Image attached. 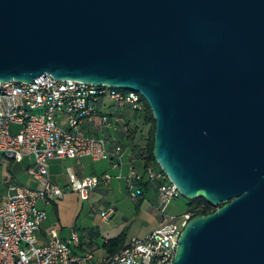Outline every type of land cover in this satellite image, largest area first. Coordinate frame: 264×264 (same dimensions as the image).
Returning <instances> with one entry per match:
<instances>
[{
    "label": "water",
    "instance_id": "95a60500",
    "mask_svg": "<svg viewBox=\"0 0 264 264\" xmlns=\"http://www.w3.org/2000/svg\"><path fill=\"white\" fill-rule=\"evenodd\" d=\"M131 89L188 201L168 264H264V0H0V82Z\"/></svg>",
    "mask_w": 264,
    "mask_h": 264
},
{
    "label": "built area",
    "instance_id": "2783aa9c",
    "mask_svg": "<svg viewBox=\"0 0 264 264\" xmlns=\"http://www.w3.org/2000/svg\"><path fill=\"white\" fill-rule=\"evenodd\" d=\"M142 97L131 89L51 75L32 83L0 82V155L17 162L32 158L28 173L39 183L35 187L11 183L6 197L0 198V264H168L173 260L180 233L199 207L180 215L167 213V205L180 193L152 164L140 171L128 163L123 173L125 149L115 132L124 128L122 111L144 109ZM84 156L110 161L133 198L143 195L145 176L158 181L160 225L145 236L128 237L119 251L102 257L77 249V231L65 239L53 234L41 241L39 232L47 213L39 203L64 194L50 178L49 162ZM111 178L110 173L82 179L71 176L69 187L86 200L95 187ZM112 213L108 207L101 216L108 219Z\"/></svg>",
    "mask_w": 264,
    "mask_h": 264
},
{
    "label": "crops",
    "instance_id": "0c3cea01",
    "mask_svg": "<svg viewBox=\"0 0 264 264\" xmlns=\"http://www.w3.org/2000/svg\"><path fill=\"white\" fill-rule=\"evenodd\" d=\"M115 135L119 137V139L122 138L120 132H115ZM125 142H126L125 138L121 139V143L123 144L125 149V160H126L123 166V173H127L128 163H132L137 169L143 171L145 164L143 158L140 156L138 152L134 151L130 145L126 144L128 142L126 143ZM81 158L78 159L80 161L78 162L76 168H73L72 166H68L67 170H68L69 179L71 178V176L82 179L89 175H96L101 177L105 173H110L112 175V178L110 179L108 184L102 183L98 185L90 192V194H92L93 196H97L96 199L97 201H99L98 203L102 204L105 207V209L108 207L113 208L112 214H114L117 211V206L112 201L109 200V196H111V193L114 191L113 180L114 178L118 180L120 179L124 180V179L116 177V175L118 174V170L113 168L111 166L110 161L107 160H103V161L96 160L95 161L96 164L92 163L89 167L88 172H85L84 167L81 164L82 162ZM26 160H27V163H25L27 164L26 172L29 178L26 177L24 181L25 182L29 181L30 184H24L23 180H21L22 182H20V180L15 176L13 170L14 163H24ZM56 160L58 159H53L49 162V173L51 180L60 186L59 184L60 181L57 176L58 170L56 168L57 166ZM32 164H33V160L30 157H26L23 161L17 162L0 155V198L1 199L6 197V195L8 194V188L11 183L29 185L34 187L39 185V183L35 181L28 173V167ZM146 181H148V186L147 187L143 186L144 188L143 195L138 197L137 204H138L139 217L134 221H132L131 223H128L126 220H124L120 224L115 225L111 228L109 227L105 231H101L99 228H90V227L81 228L76 224L71 227H68L67 225L63 224V222L60 220V217L58 215H57V223L53 224L51 222H47L48 220V212L46 210L47 205L52 206V208L56 210L57 203L53 199H50L48 203L44 201L43 206L41 207L45 209L47 213V218L42 224L39 232L40 240L46 241L53 234L58 235L59 237L65 239L70 236L72 231H77L80 235V242L77 249L79 251L89 250L92 251L97 257H102L106 255V252L102 247L103 242H105L109 238L117 236L123 230H126L127 238L133 235L145 236L153 229L157 228L160 225V222L162 221V216L160 215L157 209L160 204V197L157 187L158 184L157 182L149 181V179L145 176L143 182ZM62 184L64 190V194L62 197L70 196L71 198H75L76 200L79 199L78 192L70 188L69 184L66 181H63ZM62 197H58V198H62ZM93 207H95L94 203H93ZM102 220L105 221L107 219L102 218ZM144 227L148 228V230L145 231V234L140 235L135 233L141 231ZM99 236L102 237V241L98 240Z\"/></svg>",
    "mask_w": 264,
    "mask_h": 264
},
{
    "label": "rangeland",
    "instance_id": "374dc122",
    "mask_svg": "<svg viewBox=\"0 0 264 264\" xmlns=\"http://www.w3.org/2000/svg\"><path fill=\"white\" fill-rule=\"evenodd\" d=\"M132 127V125H131ZM16 128L13 127V130ZM131 134L124 137L126 139V144L132 145L136 143H140L139 134L134 138H131ZM81 158V157H80ZM79 158H69V159H58L56 160V168L58 170V179L60 181V186H63V181H66L70 184V179L68 177V166H72L76 168ZM81 164L84 167L85 172H88L89 167L92 163L96 164V160H93L91 157L84 156L81 158ZM103 161V160H99ZM27 160L24 163H14L13 170L15 176L22 182L28 174L26 172ZM29 178V177H28ZM114 191L109 196V200L112 201L117 206V211L108 217L107 220L103 221L101 212L105 207L102 204H99L96 199L97 196H93L90 194V198L83 200L80 196L79 199L71 198L70 196H64L62 198L53 197L52 199L57 203V211L52 208V206L46 207L48 212V220L47 222L57 223V215L60 217V220L63 224L71 227L73 225H77L81 228H99L101 231L107 230L109 227H113L115 225L120 224L124 220L128 223H131L135 219L139 217L138 212V198H133L130 196L126 183L124 180H118L114 178ZM24 184H30L28 182H23ZM63 188V187H62ZM44 201H40L39 205L43 206ZM93 203L95 207H93ZM189 204L188 200L179 195L174 200L172 199L166 207V212L173 215H180L184 211L188 210ZM58 212V213H57ZM148 228L144 227L141 231L135 232L137 234L143 235ZM99 241H102V237L99 236Z\"/></svg>",
    "mask_w": 264,
    "mask_h": 264
},
{
    "label": "trees",
    "instance_id": "16d2710c",
    "mask_svg": "<svg viewBox=\"0 0 264 264\" xmlns=\"http://www.w3.org/2000/svg\"><path fill=\"white\" fill-rule=\"evenodd\" d=\"M145 107L143 110H133L131 112L122 111L126 118L124 128L121 129L120 135L123 139L127 135L131 134V138H134L137 133L139 134L140 143L132 144L131 147L134 151L138 152L140 156L145 159L144 168L147 164H152L156 169L161 170L158 163L155 161L153 156L154 148V134L156 129V121L154 119L152 110L144 97H142ZM132 125V127H131ZM147 154L146 156H144ZM162 171V170H161ZM169 181L168 178H165ZM151 182H156L149 180ZM144 187L148 186V181L141 183ZM157 184L159 182L157 181ZM189 208L191 210L195 207H199L196 215L206 214L214 210V207L203 198H196L188 201ZM127 238L126 230H123L120 234L115 237L109 238L103 242L102 247L107 255H111L119 251L124 245Z\"/></svg>",
    "mask_w": 264,
    "mask_h": 264
}]
</instances>
